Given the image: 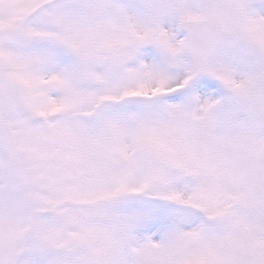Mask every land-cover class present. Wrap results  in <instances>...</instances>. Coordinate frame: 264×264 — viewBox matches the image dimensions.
<instances>
[{
	"label": "snow or ice",
	"instance_id": "snow-or-ice-1",
	"mask_svg": "<svg viewBox=\"0 0 264 264\" xmlns=\"http://www.w3.org/2000/svg\"><path fill=\"white\" fill-rule=\"evenodd\" d=\"M0 264H264V0H0Z\"/></svg>",
	"mask_w": 264,
	"mask_h": 264
}]
</instances>
